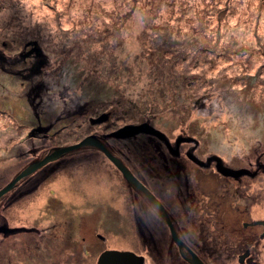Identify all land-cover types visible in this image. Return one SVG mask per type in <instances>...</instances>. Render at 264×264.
I'll return each instance as SVG.
<instances>
[{"label": "rangeland", "instance_id": "374dc122", "mask_svg": "<svg viewBox=\"0 0 264 264\" xmlns=\"http://www.w3.org/2000/svg\"><path fill=\"white\" fill-rule=\"evenodd\" d=\"M26 51L33 55L19 56ZM0 52L11 71L32 65L41 117L53 121L36 137L17 123H27L21 99L15 102L20 79L12 96L0 89V98L14 101L12 116L0 112V189L27 161V148L50 152L145 121L170 140L196 139L200 153L243 164L251 156L264 165V0H0ZM6 79L0 74L9 85ZM103 113L106 121L89 122ZM138 139L139 156L128 143L105 144L133 167L142 152L154 151L146 137ZM94 151L66 154V174L76 173L52 183L63 200L110 195L102 166L77 167L80 157L95 159ZM30 206L0 212V222L32 220L38 211Z\"/></svg>", "mask_w": 264, "mask_h": 264}, {"label": "flooded vegetation", "instance_id": "af4514ba", "mask_svg": "<svg viewBox=\"0 0 264 264\" xmlns=\"http://www.w3.org/2000/svg\"><path fill=\"white\" fill-rule=\"evenodd\" d=\"M45 129L35 123L32 133L40 137ZM95 137L155 196L170 226L148 195L95 146V159L80 157L77 167L83 161L102 166L109 199L94 191L83 201L63 200L52 183L76 173L66 174L71 169L65 152L0 196L1 213L21 205L38 211L32 220L24 218L30 222L14 216L10 224L0 222V264H264V165L257 158L249 156L243 164L200 153L191 137L162 140L148 134L154 151L142 152L132 167L105 144L107 137ZM183 142L190 145L183 148ZM30 149L12 178L51 152L46 145ZM112 251L134 256L124 260Z\"/></svg>", "mask_w": 264, "mask_h": 264}, {"label": "water", "instance_id": "95a60500", "mask_svg": "<svg viewBox=\"0 0 264 264\" xmlns=\"http://www.w3.org/2000/svg\"><path fill=\"white\" fill-rule=\"evenodd\" d=\"M108 118L107 113H103L100 116L96 118L90 117L89 122L91 124H96V123H101L103 121H106ZM36 130H39L36 128ZM138 134H149L156 136L159 139L166 140V135L155 128L151 123L148 121L141 122L139 124H127L124 125L117 130H114L110 133H108V136L115 137V138H120V139H125V138H132L135 137ZM82 146H95L99 150H101L105 156L121 171L123 176L126 178L127 181H129L131 184H133L136 188L139 190L143 191L148 195V197L156 204V206L163 212V208L161 204L158 202V200L151 194V192L141 184L129 171V169L115 156L113 155L101 142L100 140L93 136V135H87L84 138H82L80 141L70 144V145H65L62 147H57L54 148L50 153L45 155L42 159L35 161L33 163H30L28 166H26L22 171H20L16 176H14L5 186H3L0 189V196L3 195L5 192H7L11 187L18 181L21 177L31 173L34 169L42 166L43 164L56 159L59 157L61 154L65 152L72 151L74 149H77ZM166 217V220L168 221V224L170 226L169 220L167 216L164 214ZM110 253H116L114 255L119 254V258L121 259H128L130 258L133 253L131 252H117V251H112ZM134 256V255H133Z\"/></svg>", "mask_w": 264, "mask_h": 264}, {"label": "trees", "instance_id": "16d2710c", "mask_svg": "<svg viewBox=\"0 0 264 264\" xmlns=\"http://www.w3.org/2000/svg\"><path fill=\"white\" fill-rule=\"evenodd\" d=\"M32 55H33L32 52L26 51L25 53H22L19 56L22 57V58H24V59H26V57H31ZM0 58H4L3 55L1 54V52H0ZM7 71H9V72H7ZM0 72H1L0 74L4 78H7L6 79L8 81L7 83H10L11 84V85L9 84L11 87H8L9 85L6 84V82H1V80H0V89H4L5 91H7L9 93L8 94V97L12 96L11 93L16 88H18L17 80L20 79L19 83L22 85L21 88H22L23 94L17 96L15 102L18 103L17 99H21L22 105L19 103L20 104V109L22 111V114H24V116H27V123L24 124V122H25L24 119H20L23 122L18 120L17 121L18 125L21 126V127H25V128L28 125L29 128H32V126L35 123H40L41 125H43V126L46 127L45 131L48 134V131H50V129L53 127V121L46 122L41 117V114H42V111H43V110H41V108L43 106V104H41L42 103V96H43V94L41 93L40 90H39L40 92L39 91H35L39 87V84H35L34 81H32L31 79H29V78H31L30 75L33 72L32 65H28L26 68H24V71L21 74V73H17V71H11L10 69H8L7 66H5V64L3 65V64L0 63ZM19 75L22 78H20ZM1 99L2 98H0V103H1L0 104V112L11 115L10 114V109H11L10 106L12 105V103L14 101L11 100L12 103H10L9 102L10 101L9 99L8 100L7 99L6 100H3V99L1 100ZM34 131H36V130H34ZM89 135L95 136L96 134H89ZM140 135L147 136L148 134L147 135L140 134ZM138 136H139V134H138ZM138 136L137 137H134V138L125 139V140H119V139H114V137H111V136L106 135V137L109 140H112L113 139L114 141H121L122 143L123 142L128 143L129 147L130 146L132 147V151L131 152H133L135 155H138L139 156V154L141 152V149H140L139 144H141V143H138V141H137V140H139L138 139ZM262 153L264 154V151ZM11 178H12V176H11Z\"/></svg>", "mask_w": 264, "mask_h": 264}]
</instances>
